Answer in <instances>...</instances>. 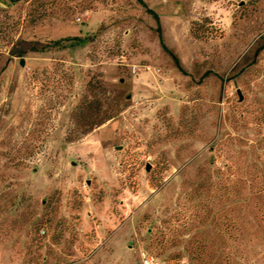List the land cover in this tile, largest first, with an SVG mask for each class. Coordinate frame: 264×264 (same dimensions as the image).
Listing matches in <instances>:
<instances>
[{"label": "rangeland", "instance_id": "374dc122", "mask_svg": "<svg viewBox=\"0 0 264 264\" xmlns=\"http://www.w3.org/2000/svg\"><path fill=\"white\" fill-rule=\"evenodd\" d=\"M156 12L0 3V264H264V0Z\"/></svg>", "mask_w": 264, "mask_h": 264}, {"label": "crops", "instance_id": "0c3cea01", "mask_svg": "<svg viewBox=\"0 0 264 264\" xmlns=\"http://www.w3.org/2000/svg\"><path fill=\"white\" fill-rule=\"evenodd\" d=\"M12 1L14 0H0V3L4 5H8ZM143 1L155 11H160L161 9L175 8V0H143ZM159 14L162 17L163 13L159 12ZM75 33L79 34L80 30L75 31Z\"/></svg>", "mask_w": 264, "mask_h": 264}, {"label": "trees", "instance_id": "16d2710c", "mask_svg": "<svg viewBox=\"0 0 264 264\" xmlns=\"http://www.w3.org/2000/svg\"><path fill=\"white\" fill-rule=\"evenodd\" d=\"M139 1H140L141 3H143V4L146 6V8L148 9V11H149L150 13H152L153 16L156 18V20H157V22H158V32H159V34H162V32H161L162 29H161V25H160L159 14H158L155 10H153L152 8L148 7L147 4H146L143 0H139ZM71 39H75V40H78V41L84 40L83 38H81V37H79V36L72 37ZM46 47H47V45H44V46L42 47V50H44ZM29 50H39V49L36 48L35 45H33L32 47L29 48ZM177 60H178V58H177Z\"/></svg>", "mask_w": 264, "mask_h": 264}, {"label": "built area", "instance_id": "2783aa9c", "mask_svg": "<svg viewBox=\"0 0 264 264\" xmlns=\"http://www.w3.org/2000/svg\"><path fill=\"white\" fill-rule=\"evenodd\" d=\"M133 70L136 71V68L134 67ZM42 232L45 233V230L43 229ZM143 262H144V264H149L150 263V258L145 255L143 257Z\"/></svg>", "mask_w": 264, "mask_h": 264}, {"label": "water", "instance_id": "95a60500", "mask_svg": "<svg viewBox=\"0 0 264 264\" xmlns=\"http://www.w3.org/2000/svg\"><path fill=\"white\" fill-rule=\"evenodd\" d=\"M22 64H25V59L22 60ZM150 167V165H148V168Z\"/></svg>", "mask_w": 264, "mask_h": 264}]
</instances>
